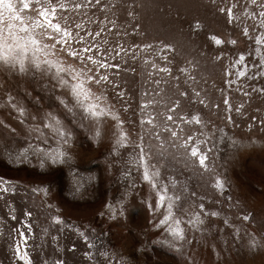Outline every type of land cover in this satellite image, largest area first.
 I'll return each instance as SVG.
<instances>
[{
  "label": "rangeland",
  "instance_id": "1",
  "mask_svg": "<svg viewBox=\"0 0 264 264\" xmlns=\"http://www.w3.org/2000/svg\"><path fill=\"white\" fill-rule=\"evenodd\" d=\"M45 6H56L54 23L85 37L63 48L43 39L47 58L95 79L107 75L86 87L111 114L90 118L67 72L64 85L55 69L0 64V189H7L0 190V264H25L18 244L30 264H264V46L256 42L264 41V0ZM97 45L90 55L118 68L68 54ZM189 136L207 154V171L181 147ZM137 145L159 174L157 189L144 179ZM57 153L64 155L54 162ZM161 185L175 200L183 240L159 223Z\"/></svg>",
  "mask_w": 264,
  "mask_h": 264
},
{
  "label": "snow or ice",
  "instance_id": "2",
  "mask_svg": "<svg viewBox=\"0 0 264 264\" xmlns=\"http://www.w3.org/2000/svg\"><path fill=\"white\" fill-rule=\"evenodd\" d=\"M92 0H88V3H91ZM100 0H96V3H99ZM253 4L257 3V0H251ZM35 3L39 5V7H33V0H0V64L18 68L20 72L27 71V66H33L36 69L40 70L43 68L44 71H49L55 69V75L60 78V82L64 85H68V81L64 80L62 74L68 73L72 76V80L74 83L68 85L71 90V94L76 100V103L83 108L84 112L93 120L99 122V120L106 116L110 115V111L107 107H101V97L95 96L92 93L91 89L86 87V84L95 79L93 76H87L86 73L76 72L72 68H65L59 62H54L47 58V50L49 49V45L44 44L43 39H54L56 43L60 44L63 48L65 45H70L73 40L77 43H82L85 40V37L79 36L77 33V37H73L72 32L67 28H62L61 24L53 20L56 19V6H51V0H44L42 4L40 0H35ZM51 6V11H49V7ZM86 7V5H84ZM60 8H66L63 3H59ZM77 8L81 7V5H76ZM28 13H36V16H31ZM261 17H264V12L260 13ZM231 9H229V19H233ZM66 19V18H65ZM261 27H264V20H261ZM77 28H82V24H77ZM37 29H41L43 31L37 32ZM245 35H247V29L244 30ZM52 33H56L54 37ZM89 36L92 35L91 32L88 33ZM99 36L100 33L97 32L95 34ZM258 44L264 46V41L257 40ZM215 43L217 45L221 44L222 41L219 39H215ZM232 43H235L233 41ZM99 46L97 45L94 49L91 46L82 47L81 49L70 51L68 54L72 57H78L81 62L85 60V56L83 54L89 53L87 55V60L92 64L97 65L99 68L108 69L110 67L118 68V65H111L105 63L103 60L96 59L92 55L91 52L98 51ZM168 50H171L170 48ZM119 55V52H117ZM107 59V57L105 58ZM264 59V56H262ZM245 57H239V63L244 64ZM246 67V65H244ZM160 71L168 72L169 69L161 68ZM240 76H245L246 73L244 71H240L238 73ZM98 75V74H97ZM86 77V78H82ZM101 81L107 82V75H99L98 79H95V82L99 84ZM122 95V94H121ZM227 104L228 101L225 100ZM67 106V105H66ZM147 107V106H145ZM71 110V109H69ZM174 111V109H171ZM21 114L22 111H21ZM114 119H119L118 117H113ZM153 119L150 118L146 121V123L156 127L153 124ZM180 120H184V117H178ZM168 121H174V117L172 115L167 116ZM195 121L196 123H200L198 117H192L190 121ZM145 121H142L144 123ZM59 122H56V132L61 137L64 136L63 131L58 126ZM170 131L172 137H176L177 133L175 131ZM99 134V133H98ZM158 135V134H157ZM126 140V135L121 134L117 143L123 146ZM67 141H65L66 143ZM191 145V136H189L188 140L185 141L181 147H184L187 152H189L190 156L196 158L198 163L202 168L206 171L208 170V165L206 163L208 157L207 154L201 152L199 150V145ZM141 149V165L144 169L143 176L144 179L151 184L153 189H157L158 181L156 177L159 175L157 172H152L150 170V166L144 161V150L141 145H137ZM63 153H57L53 156L54 162L59 159H62ZM216 186L219 189H223V183L221 181L216 182ZM3 191H7V189H0ZM158 196V205L159 208H164L165 213L163 214V218L160 220L161 226H167V230L173 236L174 239L180 241L184 239L183 229L178 227L181 223L180 219L177 218L174 214V205L175 200L173 197L167 195V189L164 186H160L157 191ZM178 198V197H177ZM248 219V217H245ZM57 223H60L58 220ZM30 229V225L28 226ZM22 244L27 243V236L24 233H21ZM23 252V254H21ZM17 253L20 254L19 258L25 261V264H30L27 260L26 251L22 250L21 245H17Z\"/></svg>",
  "mask_w": 264,
  "mask_h": 264
}]
</instances>
